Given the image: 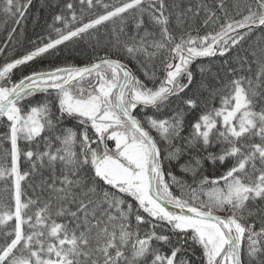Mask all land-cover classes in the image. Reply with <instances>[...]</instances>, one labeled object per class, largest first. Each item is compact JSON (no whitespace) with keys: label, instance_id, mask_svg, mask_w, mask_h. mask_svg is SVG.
Segmentation results:
<instances>
[{"label":"snow or ice","instance_id":"obj_1","mask_svg":"<svg viewBox=\"0 0 264 264\" xmlns=\"http://www.w3.org/2000/svg\"><path fill=\"white\" fill-rule=\"evenodd\" d=\"M30 4L0 0V11L19 24ZM103 7L74 29L55 28L58 38L0 67V145H7L0 162L7 193L0 202V264H192L184 257L197 246L200 264H264V46L238 56L250 74L232 69L234 78L213 93L220 106L204 111L188 137L181 135L184 110L157 115L173 97L188 109L198 106L186 93L193 63L239 50L254 30L264 32V0L237 3L235 11L227 0L215 7L207 0ZM130 11L134 27L113 30L114 54L12 79L19 65L106 22L123 25ZM54 19L67 23L63 15ZM67 118L74 128L61 126ZM184 155L180 170L196 187L171 171ZM204 161L226 170L210 180ZM205 184L207 200L199 196Z\"/></svg>","mask_w":264,"mask_h":264},{"label":"trees","instance_id":"obj_2","mask_svg":"<svg viewBox=\"0 0 264 264\" xmlns=\"http://www.w3.org/2000/svg\"><path fill=\"white\" fill-rule=\"evenodd\" d=\"M217 1L218 0H207V3L210 6L215 7ZM196 2L197 0H182L183 5L185 6L189 3ZM229 2L240 3L243 5L245 2H248V0H229ZM69 3L73 5L71 10L66 7ZM120 3L121 0H99V3L97 0H93V6L89 7L86 3L81 4L80 0H31V4L28 6L24 18L19 24L14 23L13 18L6 16L0 11V67L6 62L22 58L30 51L35 50L36 47L43 46V44L49 42L50 39L58 38V34L54 30L55 28H60L62 31L67 32L69 29H74L76 26H79L82 23H87L90 19L102 14L105 11L103 5L107 4L110 6H116ZM73 13H75L76 16L75 21L72 19ZM56 15H63L67 23L65 24L55 21L54 17ZM124 15L125 20L123 25H121L119 20L115 22H106V24L100 26L98 30H90L88 34L72 38L68 42L56 47V49L50 50L42 56L35 58L33 61L19 65L13 70L12 79L18 81L23 76L30 75L32 71L51 70L55 67H82L93 62L97 57L104 56L106 52L114 54L116 49L112 47V44L114 43L113 30L125 27L126 31H131L134 27L133 17L136 14L130 11ZM146 17L147 16H145V18ZM13 29H15V31H13ZM7 36L11 37L10 40H7ZM254 39L259 40L261 46H264V34L262 31L257 30L252 40ZM14 40L16 41L13 42ZM253 49H256L257 51L259 50L255 44H251L250 42L245 48H240L239 50L232 49L233 51L231 50V53H234L235 50H237L240 51L238 56H244L245 50L251 51ZM113 58H115V56ZM119 58L135 70V62H129L124 56H120ZM237 58L235 60L236 64L232 66H228L222 61L214 62L216 56L205 57V59L201 58L200 60L203 62V67L206 72L203 74H196L193 72V83L189 86V89L186 90L187 96H192L197 99L198 106L195 109H188L180 100L173 97L171 105L162 108L157 115L161 118H169L166 112H169L170 109L181 107V109L187 113L184 118L185 127L181 135L183 137H188L192 131L191 124L194 123L204 111L220 106V97L218 95H213V93L218 89L224 88L227 81L234 78L232 69L237 70V75L250 74L247 73V65L244 66L245 70L243 72L241 71V65ZM256 70L257 66H252L253 73ZM157 76L161 79L163 78L162 69L157 71ZM84 85L87 86V81L84 82ZM42 98L43 94H38L37 99ZM145 111H148V114L151 115L155 110ZM76 124V121L67 118L61 126L74 128ZM3 130L4 129L0 127V132ZM152 134L156 136L155 131H153ZM157 139L159 140V137H157ZM185 142L186 141L183 140H175L173 141V144L181 145ZM160 143L165 152L169 150V145L164 144L163 142ZM21 146H23V142H21ZM5 147H7V145H0V162L4 163H6V161H3ZM211 151L218 152L219 146H214ZM193 155H195V152H193ZM187 159L188 156L184 155L178 162L173 161L170 165L171 169H180L179 165L183 164ZM165 163L167 166L168 162L166 161ZM28 166L29 165L26 161L22 162L23 168L27 169ZM225 170L226 169L218 163L213 164L211 161H204L201 171L203 175L208 176L209 179L212 180L218 177L219 174L224 173ZM186 174L190 175L189 173ZM176 176L178 179L183 178L181 174H177ZM184 178H186V176ZM168 179L170 180V177ZM197 179L199 181L200 176H198ZM186 180L188 181L187 184L192 183L190 178H186ZM192 186L196 187L197 185L194 184ZM4 187V182H0V202H6L7 200V193L4 192ZM209 189L210 185H203V191L199 192L200 199H208L207 193ZM173 191L177 195L181 194L179 187L176 185H173ZM184 259H190L192 264H200L201 256L195 249L194 252L191 251L188 256L184 257Z\"/></svg>","mask_w":264,"mask_h":264},{"label":"bare ground","instance_id":"obj_3","mask_svg":"<svg viewBox=\"0 0 264 264\" xmlns=\"http://www.w3.org/2000/svg\"><path fill=\"white\" fill-rule=\"evenodd\" d=\"M216 3H218V1L216 2ZM215 3V4H216ZM227 3H228V5H229V8H230V10H232V11H234V8H233V6L235 5V4H237V3H233V2H229V0H227ZM202 15H203V13H202ZM218 15H222V13H219L218 12ZM145 20H147V17L145 18ZM257 30H254L251 34H250V36H249V38L246 40L247 42H251V44H255L256 46H257V48L259 49V46H261V43L259 42V40H257V39H254V40H252L253 38H254V36H255V32H256ZM263 34H264V32H263ZM263 37V36H262ZM10 38L11 37H9V36H7V40H10ZM16 40H14L13 42H15ZM69 41V40H68ZM68 41H65V42H68ZM65 42H63V43H65ZM247 42H244V44H243V47L242 48H245V47H247L248 45H249V43H247ZM62 43V44H63ZM62 44H60V45H62ZM60 45H58V46H60ZM57 46V47H58ZM234 50V49H233ZM232 50V51H233ZM50 51V50H49ZM231 51V52H232ZM230 52V53H231ZM226 54L227 56H220L219 54H217L216 55V60L214 61V62H218V61H222V62H224V63H226L228 66H232V65H235L236 64V62H235V60H236V58H237V56L240 54V51H237V50H235V52L234 53H231V54ZM226 57H228V58H226ZM201 58H198L194 63H193V65H192V69H193V72L194 73H196V74H200L201 72L199 71V68L200 67H203V62L200 60ZM203 59H205V57L203 58ZM213 63V62H212ZM90 64V63H89ZM252 66H257V65H252ZM83 67V66H82ZM204 68V67H203ZM204 72H206V71H204ZM179 109H181V107H178ZM175 109H177V108H175ZM175 109H170L169 110V112H166V114H167V116L168 117H171L172 115H174L175 113H174V110ZM187 115V113H185L184 112V118H185V116ZM110 143V146H112V142H109ZM171 171H172V173H173V175H177V174H181V176L183 177V178H181V180H183V181H185L186 180V178H190L191 179V182H192V177L190 176V175H187L186 173H184V172H182L180 169H175V168H172L171 169ZM223 174V173H222ZM222 174H219V175H222ZM186 176V178H184ZM197 181H198V179H197ZM186 183L188 182L187 180L185 181ZM192 185H194L193 184V182L191 183ZM222 214V213H221ZM196 250H197V253H200V249H199V247L197 246V248H196ZM190 252H191V250L189 251V254H190Z\"/></svg>","mask_w":264,"mask_h":264}]
</instances>
